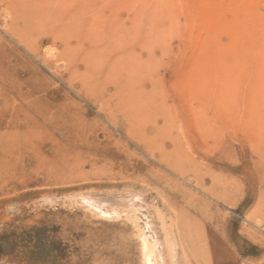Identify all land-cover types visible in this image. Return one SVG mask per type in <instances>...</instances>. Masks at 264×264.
Masks as SVG:
<instances>
[{"label": "rangeland", "instance_id": "obj_1", "mask_svg": "<svg viewBox=\"0 0 264 264\" xmlns=\"http://www.w3.org/2000/svg\"><path fill=\"white\" fill-rule=\"evenodd\" d=\"M77 7L87 48L138 57V94L125 116L112 85L85 95L52 24L31 51L0 0V264H146L144 238L166 264H264V0Z\"/></svg>", "mask_w": 264, "mask_h": 264}, {"label": "bare ground", "instance_id": "obj_2", "mask_svg": "<svg viewBox=\"0 0 264 264\" xmlns=\"http://www.w3.org/2000/svg\"><path fill=\"white\" fill-rule=\"evenodd\" d=\"M77 1L78 0H11V2H13V7H14L12 12L14 11V14H16V16L14 17L15 20L18 21L20 18L21 19L23 18V19H25V21H24V22H26L25 24L28 26V27L23 28L24 30L20 31L23 34V35L20 34V36L24 40V42H26L27 47L31 51H35V47L33 46L34 44L32 41H30L31 39L27 40L28 41L27 42L26 39L24 38V35L26 33H28L32 29V27L35 26L36 24L37 25L41 24V21L44 23L50 22V24H52V28H54L53 34L55 36H58L59 38H61V40L63 42L62 54H63L64 60H66L68 62V76H69V79L72 82V84H76V82L77 83L79 82V84L82 88V91L85 93V95L90 96V97H95L94 99L100 98L101 102H103V104L107 103L109 100V99L107 100L105 98V95H104V94H107V92H108L107 86L112 85L115 89L114 90L115 94L113 95V96H115V98H111V99L112 100L115 99V101L117 102V104H116L117 107L115 106L116 109L115 108H113V109L111 108V109L113 111L119 110V112H122L123 115L125 116L126 112H128V111H126L127 106L130 104V102H129V104H127V102H128L127 99H130L131 95L136 94L134 91L136 90L138 74H139V69H140L139 65H138V57H136L134 55L135 58H131L132 56L127 57V55L121 54V55L117 56L116 58H115V56H114V58H112V57L109 58L110 55H107V54L104 55L103 53L102 54L101 53L100 54L94 53L91 48L90 49L87 48L86 45H88L89 40H90L89 36H88L89 35L88 25L86 26V21L81 23V19H80V12L81 11L79 12V10H78L79 7H77ZM121 5H122V3H121ZM125 5H127V4H125ZM86 6H87V4H86ZM82 16H84V15L82 14ZM138 19H139V17H138ZM257 26L260 27V30L256 33V41L254 42L255 44H253V45H254L255 49L258 51V53L259 52L264 53V21L263 22L257 21ZM105 29H107V28H104V30ZM113 31H114V29H113ZM113 31L111 32L109 30L110 34L113 33ZM106 32H107V30H106ZM91 35H92V33H91ZM254 38H253V40H254ZM125 41H128V40H125ZM92 43H94V41ZM129 43L131 44V42H129ZM129 43H128V45H129ZM131 53H134V52H131ZM259 54H258V58H259ZM114 55H116V54H114ZM79 61H81L83 63L82 65L85 66V69L88 70V71H86L87 74H85V72H84V74L81 75L78 72V63L77 62H79ZM89 70H90V72H91V70L93 72L98 71V73L96 74L97 78L94 77V80L96 82L91 81L92 79L87 76L88 74L90 76ZM133 102L135 103V101H133ZM108 105H110V103H108ZM133 105L134 104L130 105L129 108ZM131 112H133V111H131ZM110 113H111V111H110ZM130 123H131V121H130ZM137 125H138V123H137ZM170 125H171V123H170ZM167 130H169V129H167ZM159 131H161V130H159ZM131 136H133V134ZM170 136H171V134H170ZM136 137H137V133H136ZM147 148H148V146H147ZM168 159H170V161L173 160L172 157H170ZM172 166H173V164H172ZM87 201H89V200H87ZM145 237H147V236H145ZM155 238H157V237H155ZM152 240H153L152 241L153 243H150L146 238L143 239L145 263L146 264H166L165 263L166 259L164 258V255L162 252V250L165 247L163 245L164 243L162 244L160 241H158L159 239L157 240V239L153 238ZM165 245H168V244H165ZM170 245L174 246V244L173 245L170 244ZM179 250H180V247H179ZM171 251H173V258H172L173 263L172 264H179V261L177 263V260H176V252H175L174 248H173V250L171 249ZM170 253L172 254V252H170ZM170 253H168V254H170ZM165 256H167V255L165 254ZM166 258H168V256ZM169 259H170V256H169ZM169 262H172V261H169Z\"/></svg>", "mask_w": 264, "mask_h": 264}]
</instances>
